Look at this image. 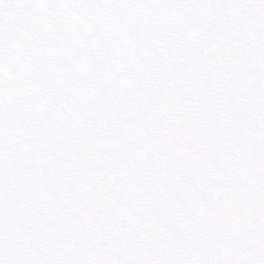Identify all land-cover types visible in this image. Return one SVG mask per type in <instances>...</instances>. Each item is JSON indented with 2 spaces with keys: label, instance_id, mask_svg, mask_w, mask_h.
<instances>
[{
  "label": "snow or ice",
  "instance_id": "1",
  "mask_svg": "<svg viewBox=\"0 0 264 264\" xmlns=\"http://www.w3.org/2000/svg\"><path fill=\"white\" fill-rule=\"evenodd\" d=\"M0 264H264V0H0Z\"/></svg>",
  "mask_w": 264,
  "mask_h": 264
}]
</instances>
